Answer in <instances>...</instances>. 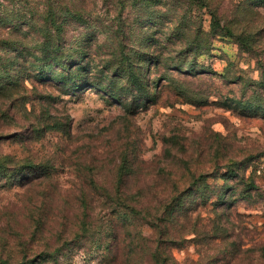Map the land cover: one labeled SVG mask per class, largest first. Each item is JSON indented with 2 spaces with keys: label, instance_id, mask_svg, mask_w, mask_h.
<instances>
[{
  "label": "rangeland",
  "instance_id": "374dc122",
  "mask_svg": "<svg viewBox=\"0 0 264 264\" xmlns=\"http://www.w3.org/2000/svg\"><path fill=\"white\" fill-rule=\"evenodd\" d=\"M49 2L72 62L0 70V253L153 264L167 228L169 264H264V0H0L29 54Z\"/></svg>",
  "mask_w": 264,
  "mask_h": 264
},
{
  "label": "trees",
  "instance_id": "16d2710c",
  "mask_svg": "<svg viewBox=\"0 0 264 264\" xmlns=\"http://www.w3.org/2000/svg\"><path fill=\"white\" fill-rule=\"evenodd\" d=\"M48 6L49 7H46V8H49L48 9L49 10L48 12L49 22H47L49 23V26L48 27L45 26V28L39 27V30L37 31V33H39L41 37H43L44 39L42 38L41 42L37 43L36 46L31 48L34 54H29L30 50H28V48L26 47V42H25L26 39H25V36L23 35L24 34L23 31L25 27L28 28L27 30H30L31 27H33L30 24V22H23L21 25L22 27H21L15 23L14 19L7 20L6 18L0 17V35L3 29L5 28L10 29V30L12 28L11 33H16L18 35L16 37L15 42H6L0 36V50L4 48L8 51L13 50V49L15 51L14 52L15 56L10 57V58L7 57L8 55L1 54L0 52V70H4L6 73H11L12 71H14L13 67L16 66L15 63H18L19 61H22L23 65H28V64L30 65L32 61H35L36 65H38L39 63L37 62L42 61L44 62V65L50 64L57 68L62 65L67 66L69 65L68 63L72 62L73 60L72 58L68 56H63L64 44L62 43V41L59 39L58 40L54 39L50 37L49 35L50 31L52 30L55 31L54 28L59 29L62 26L58 25V21L55 17L54 10L50 7L51 6L50 2L48 3ZM64 9H65L64 7L61 8L62 13L64 12L67 13V11L69 10L68 9L67 11H65ZM34 15L35 14L31 15L30 20L34 19ZM211 16L214 19L213 28H215L216 23H217L216 13L214 11L211 12ZM19 17L22 18L23 16L20 15ZM39 20H42V19H39ZM44 22L45 21L43 20L42 23ZM38 23H41V22H38ZM219 24L220 23L218 22L217 26H219ZM32 33H33V30H32ZM45 34L47 35V37L45 36ZM36 52H40V54L37 55L35 54ZM189 52H194V50H190ZM5 62H9V64H5ZM37 67L40 69V67L42 66H37ZM134 73L137 74V72H134ZM35 79L36 81L43 82L42 80H39V79H42V74L40 75L39 78L36 77ZM47 81L52 82V83H55V82L61 83L62 81H64V77L62 76V74H57L56 71H53L52 73L48 75ZM4 85L6 86V84H4L3 82L0 83V88H1L0 90H2ZM18 85H19L18 83H15L14 86L17 88ZM100 85L104 86V84H100ZM73 87L74 89H79V85H75ZM46 129L60 131L61 124H53V126H48L46 127ZM1 169H4V166L2 164H0V170ZM127 169L128 168L123 165V167H121V174L122 173L124 174L127 171ZM6 170L8 171L7 168ZM18 170H21V169H18ZM18 172L19 171H17V174L19 175ZM173 201H177V197H175ZM171 208H172V205L167 208L165 207L163 214L164 212L166 213L167 210L171 211ZM132 211L133 210H131V212ZM129 214L130 213H126L124 214L123 217H129ZM176 242H177L176 238H173L170 236V231L167 228H159L158 239L154 242V246H152L151 249L149 250L150 261H152L153 264H169L170 260L172 259L171 251H169V249H171L172 246L176 244ZM63 245H64V242L61 243V246L59 245L57 247L44 246L43 250H41L42 248L40 246H21V249H19L20 256H17V254L9 256L7 253L1 252L0 253V264H47L50 261H52L54 264H59V260H61V254L64 251ZM236 248L237 247L235 246V249ZM261 251H263V255H264V248L261 249Z\"/></svg>",
  "mask_w": 264,
  "mask_h": 264
},
{
  "label": "built area",
  "instance_id": "2783aa9c",
  "mask_svg": "<svg viewBox=\"0 0 264 264\" xmlns=\"http://www.w3.org/2000/svg\"><path fill=\"white\" fill-rule=\"evenodd\" d=\"M262 174H263L262 176H263V180H264V169H263V173Z\"/></svg>",
  "mask_w": 264,
  "mask_h": 264
}]
</instances>
